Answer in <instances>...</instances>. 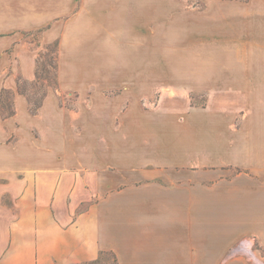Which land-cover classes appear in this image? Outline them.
<instances>
[{
    "label": "crops",
    "instance_id": "crops-1",
    "mask_svg": "<svg viewBox=\"0 0 264 264\" xmlns=\"http://www.w3.org/2000/svg\"><path fill=\"white\" fill-rule=\"evenodd\" d=\"M177 3L0 0V264H87L105 253L117 264H264V140L238 144L227 120L169 127L125 109L112 122L134 155L101 157L96 144L86 156L62 104L65 78L31 102L41 79L31 32L46 29V42L58 34L66 51L133 50L162 35ZM235 4L242 29L264 17V0ZM259 131L236 132L252 142Z\"/></svg>",
    "mask_w": 264,
    "mask_h": 264
},
{
    "label": "rangeland",
    "instance_id": "rangeland-1",
    "mask_svg": "<svg viewBox=\"0 0 264 264\" xmlns=\"http://www.w3.org/2000/svg\"><path fill=\"white\" fill-rule=\"evenodd\" d=\"M178 1L168 6L177 11L165 14L169 19L161 22L162 35L149 34L148 43L133 44V50L124 43L122 51H66L58 34L46 42V29L31 32V50H35L31 55L37 56L36 75L41 78L31 84V102L38 104L47 85L59 88V76L65 78L62 104L68 109L71 134L83 144L82 154L92 156L93 146L99 144L101 157L134 155L132 138L126 140L123 127L112 122L125 109L147 110L148 124L155 119L169 127L227 120L233 124L228 136L238 144L263 145L264 17L246 20H252V26L242 29L241 20H231L241 13L237 0ZM203 32L213 34H199ZM143 59L146 66L140 68ZM63 61L67 68H60ZM109 109L116 111L115 116ZM108 123L113 124L111 129ZM250 123L261 131L246 142L236 131ZM237 150L236 156H246L245 147ZM242 171L246 172L234 167L235 174ZM5 204H11L6 197ZM87 264H117V260L105 253Z\"/></svg>",
    "mask_w": 264,
    "mask_h": 264
}]
</instances>
